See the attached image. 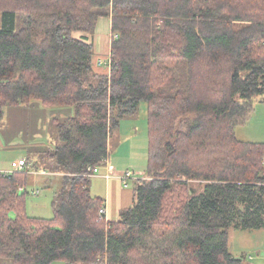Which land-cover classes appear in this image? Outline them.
Here are the masks:
<instances>
[{"label": "trees", "instance_id": "obj_1", "mask_svg": "<svg viewBox=\"0 0 264 264\" xmlns=\"http://www.w3.org/2000/svg\"><path fill=\"white\" fill-rule=\"evenodd\" d=\"M103 16L118 35L109 73L94 68L89 40ZM260 100L264 0H0V125L6 107L36 101L73 111L54 119L57 143L41 153L61 174L52 218L28 213V168L0 171V258L250 264L229 230L264 227V142L236 134ZM143 103L151 178L128 179L135 200L108 221L89 168Z\"/></svg>", "mask_w": 264, "mask_h": 264}, {"label": "rangeland", "instance_id": "obj_2", "mask_svg": "<svg viewBox=\"0 0 264 264\" xmlns=\"http://www.w3.org/2000/svg\"><path fill=\"white\" fill-rule=\"evenodd\" d=\"M101 18H109L103 16ZM98 20V21H99ZM107 23L106 20H103ZM98 24V22H97ZM103 25V24H101ZM94 35V50L103 51L106 49L107 40L103 35L98 36L97 29L91 35ZM106 43V44H105ZM110 55L107 57L109 59ZM42 105V106H41ZM22 106V107H21ZM18 107H6L5 118L2 120L0 129L7 136L11 143H18L20 147L15 148H3L0 147V159L5 162L7 160L8 165H12L13 160H19L21 156L31 158V162L35 163L38 167L41 166V154L33 155L36 150H41L45 147H39L35 145L38 137H43V142H47V146L54 143V136L57 134V127L52 122L53 113H59L66 115L71 107L65 106H45L41 102L31 103L30 106L21 105ZM60 109V112L58 111ZM147 104H141L136 116L129 118L132 122L133 133L137 132L134 126L139 122V127L143 132L147 130ZM180 121L177 122V126H180ZM237 137L244 141L264 142V100H260L255 103L254 111L250 114L248 121L245 124H241L236 128ZM138 135H134L136 137ZM131 138V137H130ZM123 141L120 132L112 136L111 152L114 159L117 161H126L127 167L130 170H137L136 163H143L141 159L142 151L147 148L145 143L140 142V139H135L133 145L129 147H118L119 142ZM25 144V146L23 145ZM148 145V144H147ZM52 147V146H51ZM118 147V148H117ZM42 149V150H43ZM145 162V161H144ZM105 167L102 169L104 172ZM128 170V169H127ZM101 172V173H102ZM116 174V173H115ZM120 175V174H119ZM29 177H33L32 183L28 182V213L30 216L52 218L54 215L53 209V197L58 190V184L54 181L52 183L37 182L36 177L29 174ZM35 177V178H34ZM145 178L151 177L145 171ZM135 180L128 182L130 188L135 185ZM195 193H198L202 189V183L199 180L191 182ZM50 186V187H49ZM105 187V179L98 177L97 175L91 177L90 189L92 194H97L98 190H102ZM39 190L40 193L35 195L31 191ZM120 218V217H119ZM118 220V219H117ZM230 250L237 256L242 257L246 263L250 264H264V227L257 229H238L234 226L230 228ZM0 264H15L12 259L0 258ZM55 264H69L63 261H58Z\"/></svg>", "mask_w": 264, "mask_h": 264}, {"label": "crops", "instance_id": "obj_3", "mask_svg": "<svg viewBox=\"0 0 264 264\" xmlns=\"http://www.w3.org/2000/svg\"><path fill=\"white\" fill-rule=\"evenodd\" d=\"M103 20H106L107 23H104ZM101 24H103V25H101ZM96 29L98 32V36L103 35L106 38L107 45H106V49H104L103 51L94 50V62H95L94 68L99 72H108L109 73L110 72L109 66H106V64H104V63L102 65H100L98 63L100 61H102L103 59H107V57L111 53V45H112V39H113V30H112L111 18L110 17L109 18H101L98 21ZM80 35H81V33H77V36H80ZM89 40H90V42H93V44H94V35L91 36L89 38ZM58 111L60 112V109ZM50 112H52L51 115L53 117V119H52L53 124H54V119L66 118V117L73 114L72 109L68 110L66 115L59 114V113H53V111H50ZM132 117H134V116H132ZM129 118H131V117L124 119L120 125L119 130L116 131L115 133H113L109 138V144H108L109 145V159L114 164V166L116 168V172H115L116 174L111 176V177H107L106 176V169H104L105 171L102 172V169L104 167L101 169L100 173L96 174L98 177L105 179V187H103V189L101 191L98 190L97 194H94V195L99 196L105 200V205H104L106 207L105 217L108 221H115V220L119 219L121 211L127 207H130L135 200V193H134L135 185L133 186V188H130L129 185H125L123 183L122 179L119 176V174L121 175L123 173V171H125L129 168L127 167L128 164L126 161H117L116 162V160L114 159V156L111 152L112 136L115 135L116 133L120 132V135L123 138V141L119 142L118 147H122V148L132 146L133 141L136 138L137 139L141 138L140 142L144 141L145 147L147 146V148H145L141 153L142 154L141 159H143V163L140 160V162L135 164L136 165L135 167L137 168L136 171L141 174V177L145 176V171L147 170L148 147H149V142H148V110H147V122H146L147 130H146V132H143L140 129L139 122H137L136 125L134 126V129L137 132L133 133V125H132V122L128 120ZM134 135H138V136L134 137ZM38 138H39L37 140L38 142H36L35 145H39V147H41V146L45 147L46 146V147L54 148L56 143H57L56 135L54 136V143L50 144L49 146H47V142H43V140H41V139H43V137H38ZM11 142L12 141H9L7 136L0 129V147H3L5 149V148H9V147L15 148L16 146H18V147L21 146L18 143L16 144V142H15V144H13ZM23 145L25 146V144H23ZM42 149L36 150V152H33L32 154L33 155L41 154L45 150V149H43V150ZM20 159H26L27 160L28 166L26 168H28V170L30 171L29 174H32L36 177H40L37 179V182H43L46 184L47 182L52 183L54 181L55 183L58 184V188H59V186L61 184V174L52 173L50 171L48 172L44 167H42L43 164H41V166H40L41 169L38 170L37 167L34 166L36 164L31 162V160H30L31 158H29V157L21 156ZM13 161H17V160H13ZM7 165H8L7 160H5V162H3V160L0 159V171L1 172L7 173V172H10L12 170V165H9V166H7ZM44 166H45V163H44ZM32 179H33V177H28V182L32 183ZM27 190H28V186H27ZM31 192L35 195L40 193V191L38 189L35 190L34 188Z\"/></svg>", "mask_w": 264, "mask_h": 264}, {"label": "built area", "instance_id": "obj_4", "mask_svg": "<svg viewBox=\"0 0 264 264\" xmlns=\"http://www.w3.org/2000/svg\"><path fill=\"white\" fill-rule=\"evenodd\" d=\"M118 37L117 34H113V38ZM109 64L110 63V58L109 59H103L102 61H100L98 64L102 65V64ZM26 159H19L17 161H13L12 162V170L10 172H15V171H25L26 169ZM105 167L106 169V176L107 177H111L113 175H115L116 172V168L114 166V164L110 161L109 157L108 158H104L102 159V164L100 165H96L94 167H90L89 171L90 173H88V175L90 176H94L98 173H100L101 169ZM9 173V172H7ZM141 174L135 170H125L123 171V173L120 176V178L122 179L123 183H126V181L128 179H132V178H137L140 177ZM21 190H24L23 188H21ZM101 214H105L106 213V207L103 205V207L100 210Z\"/></svg>", "mask_w": 264, "mask_h": 264}]
</instances>
